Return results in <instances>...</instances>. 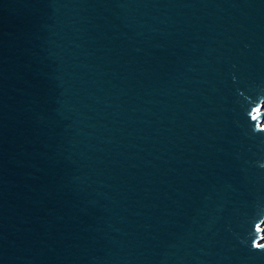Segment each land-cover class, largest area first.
<instances>
[{
  "label": "water",
  "instance_id": "obj_1",
  "mask_svg": "<svg viewBox=\"0 0 264 264\" xmlns=\"http://www.w3.org/2000/svg\"><path fill=\"white\" fill-rule=\"evenodd\" d=\"M264 0H0V264H264Z\"/></svg>",
  "mask_w": 264,
  "mask_h": 264
},
{
  "label": "rangeland",
  "instance_id": "obj_2",
  "mask_svg": "<svg viewBox=\"0 0 264 264\" xmlns=\"http://www.w3.org/2000/svg\"><path fill=\"white\" fill-rule=\"evenodd\" d=\"M263 110H264V108H263ZM262 228H264V224L262 225ZM264 234V233H263Z\"/></svg>",
  "mask_w": 264,
  "mask_h": 264
}]
</instances>
